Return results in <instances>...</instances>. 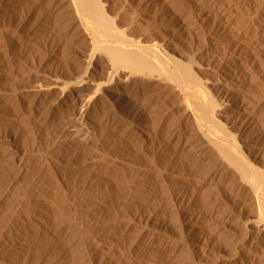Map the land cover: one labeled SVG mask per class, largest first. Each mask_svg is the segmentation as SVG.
Segmentation results:
<instances>
[{
    "label": "bare ground",
    "instance_id": "bare-ground-1",
    "mask_svg": "<svg viewBox=\"0 0 264 264\" xmlns=\"http://www.w3.org/2000/svg\"><path fill=\"white\" fill-rule=\"evenodd\" d=\"M153 1H154L153 5L159 2L161 5L165 6L164 8H167V17L170 18V21L168 20L169 18L167 19V17H165L168 21L165 23L166 25L165 28L163 29L158 28L154 24H150L151 22L148 21V16L145 15L147 17L146 19L144 17V14L143 15L141 14L140 11L142 10L146 11L147 10L146 5H149V3L144 4V0H10V2L16 5L17 4L19 6L25 5L26 7L28 6V8L29 7L33 8L35 10L34 13L37 14L39 12L40 14L39 13L38 14L40 15V17L43 16L42 18L45 19L47 23H51L49 21H53L54 22L53 24H55L59 28H63V30H65L68 33L66 35L64 34L65 42L60 43L59 47L57 48L58 50H61L62 52L64 51L65 53V51L68 48L70 50L71 49L73 50L74 47L73 48L71 47L74 46L75 43L77 44L80 43L79 47L78 45L77 47H75L77 48L74 49L75 51H71L73 57L67 58L65 57V55L62 54L63 55L62 59L60 58L58 59L59 61L61 60L60 61L61 71L66 72L67 74L68 70L73 67L74 71L76 72L75 76L72 79H69L70 77L69 78L65 77L64 75L65 73L62 74V72L58 73L57 71L55 72L57 73L56 75H51V77L52 76L53 77L51 78L52 82L49 81V83H51L50 85L49 83L46 84L43 82L44 84L49 85L51 90L54 89L57 92L56 107L53 109L54 110L53 112H55V114L58 115L57 119L65 121L66 119L71 118L68 121H70L69 126L72 129H70L69 127L68 128L73 132L72 134L79 135L77 133H80L82 130H84L85 126L89 125L86 123L89 122H92V125L93 122L94 123L97 122L105 127H113L111 125L115 123L113 128L119 129L121 128V126L125 125L126 117L124 118V115H128V117H130V115L133 116L135 114L138 115L140 119L142 117H145L144 118L145 122L147 117L152 116L151 118L149 119L147 118V119L148 120L153 119L154 121L157 122L156 123L153 121V123L151 124L153 125V127L154 124L160 126L162 123H164L166 119H169V122H171L172 121L170 120L171 117L172 118L173 116L176 117L175 119H177V122L175 120L174 121L175 123H177L178 129L172 126L173 124L171 123L169 124V122H168V126L167 125L166 126L167 128L169 127V129L175 128L177 131L179 130L180 131L179 133L176 132L179 138L181 132L186 135V137L184 138L185 139L184 147L183 146L182 147H183V152L185 151L184 156L186 155L185 157H187V160L185 161L186 158H183V155L180 154L182 157L178 154L177 155L180 156L185 161V163L187 161L190 162L189 164L191 166L188 165L189 168L191 167L192 169V166L194 167L197 166L199 167V170L202 169L201 171L205 172V174L203 173L204 178L203 175L200 176L201 180L200 177L199 179H196L197 176L196 173L195 175L192 174L195 177L194 180L196 183H197L196 180H199V185L196 186L197 187L202 186L200 188L205 189V192H202L200 194L201 196H198L199 194L197 193L199 192L196 191L197 190L196 186L194 185L193 187L192 185L193 189H191V193L190 192L189 193L191 199L193 200V203L196 202L199 203V205L200 204L202 205L200 206L201 208L204 209V212H206L205 214L208 215L207 217L209 218V220L211 217L213 219L214 218L218 219L220 216L221 217L225 216L224 217L225 219L221 218L220 220L221 223L223 222L226 224V222H229V224H231L228 227H226L227 225L225 224H221V223L219 224V226L220 225H225V226L224 227L222 226L221 229L219 228L220 231L217 230L219 231L217 237L220 243L218 244L217 248L218 249L221 248L219 247V245L221 246V244H224L222 245L224 246V249L222 248L223 252L218 249L212 250V246H210L211 247L210 250H212L214 255H216L215 258L212 253L209 254V256L212 255L211 257H214L216 259V260L212 259L214 261L213 264H264V97L257 95L259 91L255 89L257 88L256 85L261 82L258 79L259 76L264 74V0H253L255 2L253 6L256 7V14L260 10L263 11V15L262 12H260L262 19L259 16L260 18L259 23L257 22L258 21L257 18H253V19H257V21L256 20L255 21L258 23L257 27L256 25H254L257 29L255 28L256 30L253 33L251 32L252 30L251 28L250 31H248L249 30L248 28H247L248 30H246L244 26L245 22L244 20L243 21L241 20L242 15L239 16L238 14H236V8L238 9V7L242 5L239 0H153ZM150 2H152V0ZM244 5L248 6V4H244ZM156 8L157 7L155 6L154 9ZM137 9L138 11L140 9L139 14L137 12ZM155 17L159 19L158 16L155 15L154 17H152V19ZM144 18L145 20H147V22L144 20ZM149 19H151V17ZM252 20L250 19L249 21L251 22ZM154 21L157 22L159 20L156 21L153 19V22ZM246 23L245 25H247ZM55 25L49 27L53 28ZM207 26H209L212 30L210 31L209 34H206L204 32L207 29L206 28ZM203 28L206 29L203 30ZM164 29H169L170 31L173 30V33L175 31L174 29H177L182 33L185 32L187 34H190L192 37L190 35L189 37L192 38L193 45L194 44L197 45L195 46L196 50L194 51L192 49L193 51H187L188 49L189 50L191 49L188 47L187 49H182L180 47L181 43L179 45H177L178 43L177 44L175 43V40L173 39L175 35L172 38L170 37L168 39L167 38L165 39V37H167V33H166L167 30L165 32L166 34L165 35L163 34L165 31ZM177 30L176 32L179 33ZM57 32L58 35L56 36V38L58 37L59 39L61 36L59 34L60 31L58 30ZM182 33L180 36H182ZM162 35H165L164 40H162L163 38L161 39L162 41L157 39L159 36L163 37ZM180 38L178 39V41H180ZM187 38L188 36L186 37V39ZM184 39L182 38V41ZM189 41L190 40L186 42L188 43ZM189 44L190 43L185 44V48L186 45L189 46ZM183 45L184 44H182L181 46L183 47ZM209 67H211L212 70L211 72L214 73V74L212 73L214 77H212L211 74L208 72L210 70ZM206 72H208L212 78H210L209 75H207V77L209 76L208 78L206 76H203L204 74H206ZM37 87H36L37 91H40V89L42 88L40 86ZM45 89L47 88L45 87ZM212 89L215 91V94L212 93L213 91ZM255 90H257L258 93ZM262 92L264 91L261 90L260 93L264 95V93ZM37 94H39V92H37ZM31 99L34 100V97ZM56 99H54V102ZM43 113L44 112H42L41 114ZM223 113L224 114L227 113L226 114L227 116H225ZM223 115L227 118V119L224 118L226 120H223ZM132 116L130 118L133 119L134 117ZM236 119L240 120L242 123H245L248 127L251 126L252 128H254L253 131L256 132L255 134L259 136V138L257 139L258 140L261 139L260 140L261 143H259L260 145L258 147L251 146L253 145V143L251 145L248 144L242 145L240 144L241 142L239 143L241 139L238 141L239 138V137L237 138L238 134L235 135L233 132V127H236L234 126L235 122L233 121H235ZM62 121L61 123L64 122ZM143 121L142 123H144ZM174 121H172V123ZM132 122H130V126L132 125ZM151 122L152 121H150V123ZM241 122H239L240 126H245V125H241ZM58 125L60 124L58 123ZM127 127H129V124L123 130L124 131L128 130L129 132H133L129 130L130 128L127 129ZM148 127L146 128V130L148 129ZM63 129L64 128H62L61 130ZM168 130H167V135H168ZM175 131L173 130V132ZM148 132H150V130ZM134 138H136V136ZM54 140L56 139L54 138ZM179 141L180 140L178 139L177 141H173V142L176 143ZM181 145H183V143ZM173 146H175V144ZM169 149H171V147ZM167 151H168L167 154H169L172 150H167ZM165 159L167 160L168 158ZM170 160H172V157L170 158ZM88 161H92V160H88ZM255 163L257 165H255ZM171 164L174 165V163ZM182 164L181 165L178 164V165L182 167ZM161 167H159V169ZM185 167L187 168V166ZM163 168L164 167H162V169ZM176 168H172V169L176 171L177 170ZM168 170H170L169 167ZM168 170H166V172L169 173ZM185 172L187 171L185 170ZM94 175L95 174H93V176ZM158 176H159L158 179L162 177V173L160 172ZM165 177L167 178V176ZM166 178L165 180L164 179L162 180L166 181ZM162 180L161 182L160 181L159 182L163 183ZM174 180L176 179L173 178V181ZM106 182L108 183V181ZM178 182L179 181H177V183ZM175 183L173 184L175 185ZM192 183L194 182L191 181V184ZM164 184L165 183H163V185ZM169 185H165V188L167 189ZM112 187L114 186L112 185ZM161 188H162V194H160L161 190L159 189L160 190V191L158 190L159 195H162L161 197H163L166 202L167 199L171 198L170 193L172 191L171 192L165 191L166 189L164 188V186ZM199 191L201 192L204 190L201 189ZM186 193H184V195L189 196L186 195ZM173 198L174 196L172 195L171 200ZM180 198H182V196H180ZM189 199L190 198H185L186 201ZM227 201H229L231 204L229 205ZM161 202L163 203L162 200ZM180 202H182L181 199ZM173 205L174 208L173 207L172 208L173 210H175L176 205L175 204ZM196 207H197L196 211H198V206ZM135 212L138 211L136 210ZM194 212L195 211H193V213ZM180 213H181L180 211H179V215L178 213H174L173 216L174 215L176 216L177 214L180 217L181 215ZM181 217L180 220L179 218L178 220L182 222ZM184 217L187 219L186 216ZM133 218L134 216L132 217V219ZM139 218L140 217H138V219ZM201 218L204 219L203 216H201ZM173 219L175 220L177 218H173ZM178 220L176 221L179 222ZM204 220L206 222V219ZM214 220H213V224L215 222ZM208 223L206 222V225ZM218 223L219 222H216V224ZM147 224H145V226H147ZM211 224L206 226V228L212 226ZM145 226H144L145 230L143 229L141 233H143L144 236L147 237V239L153 240V244L155 239L156 241L155 243L157 246H160L162 248H167V250H170L171 253L176 250H181V248L185 246L182 245L183 242L181 241L184 237H180L182 235L179 236L181 232L180 233L177 232L179 233L178 239L180 237V241H181L180 243L175 239L176 238L175 235L177 234L176 232L175 234L171 232V234H174V236H172L169 235V233L167 234L166 231H165L166 233L163 232V230L160 232L158 230L160 228L157 229L158 225L156 227L157 230H155L154 227L156 225L153 226L150 224V226H153L154 228L145 227ZM180 228L179 230H181ZM175 229L176 228H174V231ZM197 229L200 230L199 228ZM207 231L208 230L206 229V232ZM198 232L200 233L201 231H197V232L195 231V233ZM209 232L210 230L208 231V233ZM138 233H140V231H138L137 234ZM201 236H205V235H201ZM213 236H211V238ZM197 239L198 238H196V240ZM201 239H202L201 241L206 240V239L204 240L203 238ZM215 240L218 242L217 238L213 239L212 242L214 243ZM260 241H263L262 245ZM145 242L144 244H146ZM217 242L214 244L213 247H215ZM93 243L94 242L92 241L91 244ZM187 251L189 252V249ZM188 252L185 253L187 254ZM220 252L222 253V255H220ZM180 253L182 252L180 251ZM203 254H207V253H203ZM203 254L201 255V257L203 256ZM199 262H201V260Z\"/></svg>",
    "mask_w": 264,
    "mask_h": 264
},
{
    "label": "rangeland",
    "instance_id": "rangeland-1",
    "mask_svg": "<svg viewBox=\"0 0 264 264\" xmlns=\"http://www.w3.org/2000/svg\"><path fill=\"white\" fill-rule=\"evenodd\" d=\"M145 1L147 0H144V4L149 3V5H146V8L149 12L147 10L140 11L139 9L141 14H144V17L146 19V16H148V21L151 22L150 24H154L158 28H165V23L168 20L170 21V18L167 17V8H164L165 6L161 5L159 2L157 3L158 5L156 3L155 5H153V0L152 2H150L151 0H148L147 2ZM239 1L242 5L240 4L241 6H239L238 9L236 8V14H238L239 16L242 15L241 20H244L245 23L247 21L246 24L248 26L244 23L246 30L249 29L248 31H250L252 29L253 31L251 30V32L253 33L257 29V24L260 21L259 16L262 19L260 12H262L263 15V11L260 10L256 14V7L253 6L255 2L253 0H249L250 4L248 0ZM244 1L247 2L245 3ZM243 3L248 4L249 7L247 5H244ZM18 6V4L16 5L10 2V0H0V264H213V260H216V255H214L212 250L218 249L217 246L218 244H220L217 234H219L218 232L220 231L222 226L224 227L225 225H227L226 227H228L231 224H229V222H226V224L223 222L221 223V218L225 219V216H220L218 219L214 218L215 220L211 217L209 220V218L207 217L208 215H206L204 209L201 208L202 205L200 204V206L199 203L196 202L193 203V200L190 197L191 189H193L192 185L193 187L194 185H199V180H196V183L194 180V175L195 173L197 174L196 179H199L201 175H203L204 178L205 172H202V169L199 170V167L197 166H192V170L191 167L189 168V166H191L189 164L190 162L187 161L188 164L187 162L185 163L187 157H185L186 155L184 156L185 151L183 152V147L185 140L184 138L186 137V135L181 132L179 138L177 133H179L180 131L176 130L178 129L177 123H175V121L177 122V119H175L176 117H171L170 120H175L173 123L172 121L169 122V119H166L164 123H162L163 125L161 124L160 126H157V124H154L153 127V125L151 124L154 120H148L152 116L147 117L148 119L146 118L145 122V117H142L140 119L138 115L134 114L135 116L130 115V117H134L132 119L128 117V115H124V118H128H125V125L121 126V128L119 129L113 128L115 123L111 125L113 127H105L97 122H93V125L92 122H89L86 123L89 124L86 125L87 128L85 126L86 129L84 128V130H82L80 133H77L79 135L72 134L73 132L70 130L72 128L69 126L70 121H68L71 118L66 119V122L63 120L66 123L65 124L62 120L57 119L58 115L53 112V109L56 107L57 92L54 89L51 90L49 86L51 83H49V81L52 82L51 78L53 76L51 77V75H56L57 73L55 72H62L60 63L61 60L59 61L58 59H62L63 55H65V57L67 58L73 57L71 51H75L74 49H77L75 47H77V45L79 47L80 43H75V45L72 47L70 46L71 48H74L73 50H70L68 48L70 51L67 49L65 53H68L66 54L64 53V51L62 52L61 50H58L57 48L59 47L60 43L65 42L64 34L66 35L68 33L63 30V28H59L58 26L53 24V21H49L51 23H47L45 19L42 18L43 16L40 17L39 12V14L37 13L38 15L34 13L35 10L33 8L29 7V9L28 6L26 7L25 5H21L19 7ZM155 6L157 7V10L154 9ZM150 8H152L153 10ZM253 9L255 10V12ZM154 10L159 12L157 13ZM139 11L137 9L138 14ZM154 15L158 16L159 19H157V17H155L156 19L153 18L156 21L159 20L157 21L158 23L155 21L153 22L152 17H154ZM255 15L258 16L256 17ZM150 17L151 19H149ZM165 17L169 19L167 20ZM253 18H257L258 21L257 19ZM162 19L165 21H163ZM250 19H253L254 21L252 20L250 22ZM145 21L147 22V20ZM52 25L55 26L53 28H50L52 27ZM254 25H256V27ZM206 28H203V30L206 29L204 32L206 34H209L212 30L209 26H207ZM169 29H164L165 31L163 34H165L167 30V37H165V34L162 35L163 37L159 36L157 39L162 41L164 40V37L165 39H168L170 37L172 38L175 35L173 39L175 40L176 44L178 43L177 45L181 43L180 47L182 49H187L188 47L191 49H188L187 51L196 50L195 46L197 45H193V41L191 38L192 36L190 34L184 32V35V33L177 29H174L175 31L173 33V30L170 31ZM56 30H59L60 32L63 30L61 32L62 34L59 32V34L61 35L59 38L60 40L58 39V37L56 38V36L58 35V32ZM176 30L179 33H177ZM181 33L182 36H180ZM189 35L191 37H189ZM177 36L179 38L182 37L183 39H185L182 41V38H180V41H178L179 38ZM187 36L191 39L187 38L188 40H190L188 42L190 44L189 46L186 45L185 48V44H188L186 42L188 41L186 39ZM175 37L178 39H176ZM182 44H184L183 47L181 46ZM72 68L69 69L71 71L68 70L67 74L66 72H62V74L65 73V77H70L69 79H72L76 73L74 71V68ZM209 69V71H207L211 74L212 77H214V73L211 72V67H209ZM208 72H206V74H204L203 76L207 77V75H209ZM263 75H260L258 78L261 81L259 83L260 86L259 84H257V88H255L259 91V93L257 90L255 91H257L258 93H256L257 95L264 97V95L260 93L261 90L264 91ZM211 76L210 78H212ZM43 82L46 84L49 83V85H46ZM37 86L42 87L40 89V91L42 90L41 92L37 91ZM45 87L47 89H45ZM37 92H39L40 95L37 94ZM212 93L215 94V91L213 90ZM51 95L55 96H53L54 99H56L55 102ZM33 97L34 100L31 99ZM42 112L44 113L41 114ZM226 114L227 113H225L224 115L227 116ZM224 115L223 120H226L227 118ZM136 116H138L139 118ZM131 119L133 120V122ZM141 120L145 124L142 123ZM61 121L63 123H61ZM150 121L152 122L150 123ZM130 122H132L131 126ZM168 122L169 124H173L172 126H174L176 129H169V127L167 128ZM233 122H235L236 124H234V126L236 127H233V132L235 135L238 134V141L241 139L239 141V143L241 142L240 144L251 145L253 143V145L251 146L255 147H258L260 145L259 143H261V139H257L259 138V136L255 134L256 132L253 131L254 128H252L251 126V128L248 127L245 123H242L237 119ZM239 122H241V125L245 126H240ZM58 123L60 125H58ZM128 124L129 127H127V129L130 128L129 130L133 132L123 130ZM150 126L154 129H152ZM147 127L148 129L146 130ZM163 127L167 130L169 129L168 135L167 130ZM62 128L64 129L61 130ZM149 130L150 132H148ZM173 130L176 131L173 132ZM153 133L154 135H156L154 136ZM135 136L136 138H134ZM79 137H82L84 139H80ZM54 138L56 140H54ZM178 139L180 140L179 142H173L177 141ZM182 143L183 145H181ZM148 144L151 146H149ZM166 144L167 146L169 144L168 147H171V149H169ZM174 144L175 146H173ZM167 150L172 151H169L170 153L167 154ZM177 154L183 155V158H186L185 161L181 158V155L180 157ZM171 157L172 160H170ZM165 158H168L169 160H167L170 163ZM178 158L181 159L179 160ZM179 161L182 164V167L179 166L181 165ZM171 163H174V165ZM157 164L159 165V167H164V170L162 169V167L160 168V170ZM255 165L257 164L255 163ZM185 166H187V168ZM168 167L170 170H168ZM172 168H176L178 170L176 171L179 173H177ZM166 170H168L169 173L166 172ZM185 170L187 172H185ZM160 172L162 173V177H164H160L161 179H158V175L160 174ZM93 174H95L96 176H93ZM165 176H167V178ZM165 178L168 182L164 181ZM173 178L176 180L173 181ZM105 180L110 184H108ZM161 180L163 183H165L164 185L163 183H160ZM177 181H179L178 183L180 184H178ZM191 181L194 183L191 184ZM173 183H175V185ZM112 185L115 188L112 187ZM165 185L170 186H168L169 189L166 186L168 190L165 188ZM163 186L166 189H164L165 191H172L170 193V196L172 198L173 195L176 200L174 198L172 200L171 198H169L165 202V199L161 197L162 195H159L158 192V190L160 189V194H162L161 187ZM186 187L188 190L186 189ZM200 187L196 186V191L199 192L197 193L199 194L198 196H201L200 194L202 192H205V189ZM201 189L204 191L200 192L199 190ZM186 192L190 193L187 194ZM146 193H148L149 195ZM184 193L189 196H185ZM180 196H182V198H180ZM179 198L182 202H180ZM185 198H190V201H186ZM161 200L163 201V203L161 202ZM168 200H171L172 202ZM173 201L176 203H174ZM229 201L227 202L230 205L231 203ZM171 203L176 205L175 210H173L174 205ZM196 206H198V211H196ZM191 208L194 210H192ZM136 210L138 212H135ZM179 211L181 212L180 217L182 216L181 220L184 224L179 221ZM193 211H195L196 213H193ZM174 213H178V215L176 214V216L178 217H176L175 215L173 216ZM192 214H195L197 216ZM198 214H204L201 216H203V218L206 219V222L209 223L206 225L205 220L202 219ZM128 215L131 216L129 217ZM133 216L134 218L132 219ZM184 216H186L187 219ZM138 217L140 218L138 219ZM205 217H207L208 219ZM144 218L146 219V221ZM173 218L177 219L174 220ZM176 220H178L179 222H177ZM213 220L215 221L214 224ZM216 222L219 223L216 224ZM220 223L225 225L219 226ZM145 224H147V226H145ZM150 224L153 226L156 225L154 226L155 230L160 228L158 229L160 232L163 230V232L166 231L167 234L169 233V235L172 236H174L175 232H181L180 234L177 233L175 235V239L180 243L182 241V245H185L183 248L186 250L181 248V250H176L177 253L176 251L171 253V251L167 250V248L157 246L155 243V239L153 244V240L147 239V237H145L144 234L141 233L143 229L145 230L144 226L153 227L150 226ZM210 224L212 225L209 227L211 229H209L208 227L206 228V226ZM174 225H176L177 227H179L180 225V227H185H182L184 231L180 227L179 228L182 231L179 230V228ZM174 228H176L175 231ZM194 228H199L200 230H196ZM204 228H206L208 231L210 230V232H213H211L210 234V232H206V229ZM212 228H215L216 230ZM136 231H140V233L137 234ZM195 231H201V234L199 232L195 233ZM171 232L174 234H171ZM178 234L179 236L182 235L180 237H184L181 241L180 237L178 239ZM211 236L213 237L211 238ZM189 238L192 242L194 240V242L192 243ZM196 238L198 239L196 240ZM201 238L206 240L201 241ZM215 238H217L218 242L215 240L213 243L212 240ZM92 241L95 245L91 244ZM144 242L146 244L149 242L147 245L150 248L146 244H144ZM216 242L217 244L215 245V247H213ZM196 243L201 244L198 245ZM260 243L262 245L263 241H260ZM222 245L224 244H221V246L219 245V247L221 248H219L218 250L222 251V248L224 249V246ZM210 246H212V250H210ZM188 249L189 252L187 251ZM180 251L183 254L180 253ZM185 252H188L187 254L189 255H187ZM202 252L207 253L208 256L207 254H203ZM201 253L203 254L202 257ZM211 253L215 258L211 257L212 255L209 256V254ZM220 255H222L221 252ZM187 259L189 262L187 261ZM200 260L201 262H199Z\"/></svg>",
    "mask_w": 264,
    "mask_h": 264
}]
</instances>
